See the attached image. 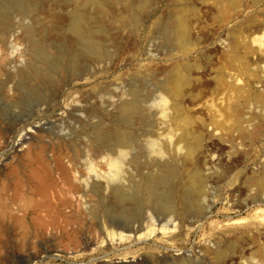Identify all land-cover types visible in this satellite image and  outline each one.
<instances>
[{"label":"rangeland","instance_id":"1","mask_svg":"<svg viewBox=\"0 0 264 264\" xmlns=\"http://www.w3.org/2000/svg\"><path fill=\"white\" fill-rule=\"evenodd\" d=\"M7 1L0 0V264H264V2L86 6V25L109 57L84 54L77 69L70 61L80 46L69 27L83 0ZM21 5L31 7L24 16ZM180 11L191 29L187 50L168 36ZM170 72L188 85L173 84ZM133 93L140 103L127 118L120 110ZM98 129L112 143L99 140ZM118 134L128 144H118ZM158 173L170 177L161 187L169 210L138 195ZM194 174L203 192L192 200ZM119 189L141 203L129 204L130 217L117 209ZM129 229L146 234L117 239Z\"/></svg>","mask_w":264,"mask_h":264},{"label":"bare ground","instance_id":"2","mask_svg":"<svg viewBox=\"0 0 264 264\" xmlns=\"http://www.w3.org/2000/svg\"><path fill=\"white\" fill-rule=\"evenodd\" d=\"M9 1V0H8ZM7 1V2H8ZM61 1V0H60ZM65 1H67V0H65ZM64 1V2H65ZM73 1V0H72ZM75 1V0H74ZM74 1L73 2H71V3H73L74 4ZM105 1V0H104ZM130 0H128V2H129ZM135 1V0H134ZM142 1H144V0H142ZM238 1H240V0H216V2L220 5V7L222 8L223 6H227V5H230V6H233V5H235ZM253 1V0H252ZM264 2V0H257V2H254V4H257V3H259V2ZM6 2V1H5ZM15 1H13V3H14ZM26 2L28 3V2H30V0H26ZM82 2H83V4H82ZM82 2H80L79 4L81 5V6H78V7H74V9H72V12H71V17H70V27H69V29L75 34V38L72 40V41H74V42H76L77 44H78V46H80V52L78 53V55H76V56H74V53L75 52H77L78 51V49L72 54V56H73V59H72V61H70L71 62V64L72 65H74L75 67L78 65V64H80V61H81V56L83 55L84 56V54L85 55H89V56H91V57H93V58H95L96 60H98V61H102V60H104V58L108 55V52H107V50L102 46V45H100L99 43H97V39L99 38L98 37V35L96 36V37H98L97 39H96V37H95V32H94V30L92 29V28H90V27H88L87 25H86V18L90 15V13H89V15L87 14V10L86 9H84V7H86V6H91V5H96V4H101L102 2H103V0H83ZM106 2V1H105ZM131 2V1H130ZM146 2V1H145ZM149 2V1H148ZM27 3H25V5L27 4ZM33 3H34V0L32 1V5H33ZM132 3V2H131ZM137 3V2H136ZM136 3H135V5H136ZM140 4H141V2H139ZM147 3V2H146ZM145 3V4H146ZM239 3V2H238ZM238 3H237V5H238ZM30 4V3H29ZM29 4H27V5H29ZM64 4H66V3H64ZM78 4V5H79ZM133 4V3H132ZM240 4V3H239ZM253 4V3H252ZM253 4V5H254ZM13 5H15V4H13ZM17 5H18V3H17ZM26 5V6H27ZM31 5V6H32ZM68 5H69V3H68ZM75 5V4H74ZM76 5H77V3H76ZM97 5V6H98ZM102 5V4H101ZM105 5V4H104ZM111 5V4H110ZM236 5V6H237ZM26 6H23V5H21V6H17L18 7V9H17V11H19L18 13L21 15V13L20 12H22V13H26L27 12V9H29V8H31V7H26ZM138 5H136L135 6V8L137 7ZM140 6H142V4L140 5ZM145 6V5H144ZM144 6H142V8H144ZM146 6H147V4H146ZM2 7V6H1ZM16 7V6H15ZM100 7H102V6H100ZM99 7V8H100ZM104 7V6H103ZM131 7V6H130ZM3 8H4V6H3ZM88 8V7H87ZM94 8V7H93ZM132 8V7H131ZM134 8V9H135ZM138 8H140V7H138ZM229 7H226L225 9H228ZM232 8H234V7H232ZM1 9V8H0ZM16 8H14V10H15ZM147 9V8H146ZM145 8H144V10H146ZM71 10V9H70ZM132 10V9H131ZM137 10V8L135 9V11ZM230 10V9H229ZM228 10V11H229ZM2 11V10H1ZM4 11V10H3ZM9 11V10H8ZM87 11V12H86ZM231 11V10H230ZM28 12H30V10L28 11ZM223 12V11H222ZM261 12L262 13H264V11H263V9L261 10ZM2 13V12H1ZM16 13V12H15ZM136 13V12H135ZM139 14L141 13V12H138ZM175 13H177V12H175ZM7 14V13H6ZM5 14V15H6ZM14 14V13H13ZM30 14V13H29ZM93 14V13H92ZM95 14V13H94ZM97 14V13H96ZM132 14V13H131ZM134 14V13H133ZM132 14V15H133ZM7 15H9V13L7 14ZM104 15V14H103ZM131 15V16H132ZM4 15H2V17H3ZM9 16H11V15H9ZM21 16H24V15H21ZM98 15H96V17H97ZM99 17V16H98ZM134 17V16H133ZM136 17V16H135ZM139 17V16H138ZM174 17V16H173ZM102 18V17H101ZM140 18V17H139ZM88 19V21H89V18H87ZM103 19V18H102ZM135 18H133V20H134ZM138 19V18H137ZM137 19L135 20L136 22H134V23H136V24H138V21H137ZM142 19V18H141ZM162 19V18H161ZM171 19V18H170ZM169 19V20H170ZM169 20H168V22H169ZM0 21H2V20H0ZM99 21V20H98ZM171 21V20H170ZM133 22V21H132ZM88 24V23H87ZM89 24H90V21H89ZM155 24V23H154ZM165 24V23H164ZM168 24V23H167ZM170 24H172V28L170 29V31H169V29H168V31H169V33H168V36L171 38V40L179 47V48H181V49H184V50H187V45H188V42H190V40L192 41V39H190V37L189 36H191V35H189L190 33L189 32H191V31H189V25H188V22H187V17H186V13H184L183 11L181 12L180 11V13H177L176 14V17H175V19H173V23L172 22H170ZM160 25V24H159ZM69 26V25H68ZM90 26H91V24H90ZM168 26V25H167ZM160 27H163V26H160ZM23 29L25 28H27V27H22ZM134 28H135V25H134ZM136 28H137V25H136ZM155 28V27H154ZM153 28V29H154ZM157 28V27H156ZM158 28H159V26H158ZM27 29H29V28H27ZM163 29V28H162ZM32 30V29H31ZM136 31H137V29H135ZM158 30V29H157ZM161 30V29H160ZM191 30V29H190ZM30 31V30H29ZM33 32V31H32ZM138 32V31H137ZM137 32H135V33H137ZM158 32V31H157ZM69 33H70V31H69ZM161 33V32H160ZM163 34V33H162ZM167 34V33H166ZM73 35V34H72ZM33 36V35H32ZM31 36V37H32ZM165 36V35H164ZM166 37V36H165ZM231 37H233V35L231 36ZM235 37V36H234ZM192 38V37H191ZM236 39V38H235ZM101 40V39H100ZM238 40V39H237ZM257 40V39H256ZM34 42H35V40H33ZM169 41V39L167 40V42ZM232 41H236V40H232ZM71 42V41H70ZM193 42V41H192ZM237 42H239L240 43V40L239 41H237ZM236 42V43H237ZM101 43H103V42H101ZM73 44V43H72ZM168 44H170V43H167V45ZM233 44V43H232ZM238 44V43H237ZM75 45V44H74ZM171 47H173V45L174 44H172L171 43ZM240 44H238V46H239ZM70 46H71V44H70ZM73 46V45H72ZM71 46V47H72ZM76 46V45H75ZM105 46V45H104ZM176 46V47H177ZM237 46V47H238ZM168 47H169V45H168ZM175 47V48H176ZM189 47V46H188ZM227 47H228V45H227ZM174 48V47H173ZM234 50L236 49H238V48H236V44H234ZM37 49V48H36ZM41 49V48H40ZM171 49V48H170ZM177 49V48H176ZM189 49V48H188ZM230 49V48H229ZM71 50V49H70ZM172 50V49H171ZM59 51H60V48H59ZM38 52V51H37ZM44 53H46V52H44ZM61 53H63V51L61 52ZM61 53H58V54H61ZM67 53V52H66ZM227 53V52H226ZM43 54V53H42ZM71 54V53H70ZM47 55H48V53H47ZM231 55V54H230ZM59 56V55H58ZM65 56V55H64ZM71 56V55H70ZM228 56V54L226 55V57ZM46 57V56H45ZM44 56L42 57L43 59H46ZM62 57V56H61ZM107 57H109V56H107ZM231 57V56H230ZM60 58V57H59ZM67 58H69L68 56H67ZM65 59V58H64ZM63 59V60H64ZM86 59V58H85ZM233 59L234 58H232L231 60H232V62L231 63H233ZM55 60V59H54ZM63 60H61V61H63ZM88 60V59H87ZM92 60V59H91ZM42 61V60H41ZM53 61V60H52ZM51 61V62H52ZM60 61V60H59ZM60 61V62H61ZM95 61V60H94ZM234 61H235V59H234ZM44 62V61H43ZM64 62V61H63ZM228 62V61H227ZM241 62H244V61H241ZM84 63V62H83ZM91 63V62H90ZM101 63V62H100ZM66 64V62L64 63V65ZM88 64V63H87ZM92 64V63H91ZM233 64H236V61L233 63ZM242 64V63H241ZM56 65V64H55ZM62 65H63V63H62ZM231 65V67L230 68H232L234 65H232V64H230ZM238 65V64H237ZM243 65V64H242ZM247 65V64H246ZM48 66V65H47ZM68 66V65H67ZM74 66H72V67H74ZM90 66V65H89ZM184 66V65H183ZM186 66V67H185ZM184 67V69L187 71V69H188V67H187V65H185ZM37 67H39V66H37ZM50 67V66H49ZM57 67V66H56ZM59 67V66H58ZM61 67V66H60ZM88 68V65L86 66L85 65V68ZM237 67L238 66H235V67H233V70H234V68H236L237 69ZM244 67H247V66H244ZM244 67H242V68H244ZM53 68V67H52ZM69 68V67H68ZM77 68V67H76ZM219 68V66L217 67V69ZM221 69H222V71H223V68L222 67H220ZM220 68H219V70H220ZM228 68H229V66H228ZM30 69L32 70V68L30 67ZM39 69V70H38ZM37 70L38 71H40V68H38ZM50 69V68H49ZM57 69H59V68H57ZM70 69H72L71 67H70ZM69 69V70H70ZM78 69V68H77ZM176 69V68H175ZM235 69V70H236ZM239 69V68H238ZM34 70V69H33ZM45 70H47V69H45ZM177 70V69H176ZM176 70H173V71H176ZM242 70V69H241ZM239 71H240V69H239ZM27 72H28V70H27ZM33 72H35V71H33ZM188 72V71H187ZM190 72V71H189ZM188 72V73H189ZM241 72V71H240ZM36 73V72H35ZM41 73V71L38 73V74H40ZM45 73H46V71H45ZM44 73V74H45ZM171 73V72H170ZM28 74H29V72H28ZM47 74V73H46ZM41 75V74H40ZM169 75V74H168ZM171 75L173 76V78L169 75V77L172 79V81H174V83L173 82H171V84L173 83V84H176V85H179V84H181V82L184 84V83H186V82H183L184 80L182 79V77H181V75L180 74H177V73H175V75H173V73H171ZM34 76H35V74H34ZM47 76V75H46ZM31 77H32V74H31ZM38 77H40V76H38ZM37 77V78H38ZM222 77L223 78H225L223 75L222 76H220L219 78H217L218 80H219V82L222 84V86H223V84H224V82L223 81H225V80H227L226 78L225 79H222ZM34 78V77H33ZM43 78V77H42ZM41 78V79H42ZM45 78V77H44ZM43 78V79H44ZM188 79H189V77H187ZM40 79V78H39ZM38 79V80H39ZM190 81V80H189ZM131 82V81H130ZM129 82V83H130ZM167 82V81H166ZM217 82V81H216ZM226 82V81H225ZM168 83V82H167ZM228 83V82H227ZM227 83H225V84H227ZM23 84V83H22ZM22 84H21V86H22ZM132 84V83H131ZM138 84V83H137ZM136 84V85H137ZM163 84V83H162ZM182 84V85H183ZM24 85V84H23ZM169 85V84H168ZM188 84L186 83V85L184 84V86H187ZM164 86V85H163ZM165 86H167V85H165ZM170 86V85H169ZM225 86V85H224ZM223 86V87H224ZM23 87V86H22ZM27 86H25L24 85V88H23V91L25 92V90H27V89H29V88H26ZM134 87V86H133ZM170 87H172V86H170ZM216 87H217V84H216ZM32 88V87H31ZM30 88V89H31ZM139 88V87H138ZM179 88V87H178ZM219 88V87H218ZM20 89V88H19ZM18 89V90H19ZM131 89V88H130ZM129 89V90H130ZM180 89V88H179ZM22 90V89H21ZM21 90H20V92H21ZM34 90H35V88H34ZM136 90V89H135ZM167 90V89H166ZM176 90V89H175ZM184 91V90H183ZM182 91V92H183ZM31 92H33L32 91V89L30 90V93ZM35 92H36V90H35ZM176 92V94H177V91H175ZM182 92H180V93H182ZM171 93H174V91L172 92L171 91ZM179 93V92H178ZM134 94V97H133V99L132 100H130V101H126L125 103V106L120 110V111H123V113L125 114V116L127 117V118H129L130 116H131V114H132V112H134L135 111V109L137 108V106H139V103H140V98H139V95H137L136 93H133ZM144 94V93H143ZM130 96H131V94H130ZM132 97V96H131ZM141 97V96H140ZM144 97V96H143ZM142 97V98H143ZM193 97H195V96H193ZM141 98V99H142ZM146 98H147V96H146ZM259 98H260V100H261V102H263L264 103V94H259ZM129 100V99H128ZM147 100V99H146ZM147 102V101H146ZM260 102V103H261ZM262 104V103H261ZM145 105V104H144ZM144 107V106H143ZM144 109V108H143ZM142 111H144V110H142ZM260 111H262L261 109H260ZM259 111V112H260ZM264 111H262V113H263ZM122 113V114H123ZM138 113H140L139 111H138ZM142 113V112H141ZM258 113V112H257ZM257 113H256V115H257ZM123 114V115H124ZM227 114H228V112H227ZM230 114H231V112H230ZM229 115V114H228ZM233 114H231V116H232ZM259 115H263V114H261V112L259 113ZM135 116V115H134ZM133 116V117H134ZM230 116V115H229ZM253 116V118H254V115H251V117ZM180 117H181V114H180ZM251 117H248V119L249 118H251ZM256 117V116H255ZM122 118H123V116H122ZM121 119V118H120ZM134 119V118H133ZM183 119V118H182ZM252 119V118H251ZM186 120V119H185ZM250 120V119H249ZM255 120V119H254ZM261 120H262V118H261ZM258 121V120H257ZM187 122V121H186ZM185 122V123H186ZM250 122H251V120H250ZM261 122V121H260ZM264 122V121H263ZM126 123V122H125ZM188 123V122H187ZM254 123V122H253ZM256 124H258V123H256ZM259 126H260V124H258ZM238 126H239V124H238ZM257 126V125H256ZM262 126V125H261ZM95 127V126H94ZM123 127V126H122ZM183 127V126H182ZM181 127V128H182ZM242 128V125H240L238 128ZM240 128V129H241ZM120 129V128H119ZM183 129V128H182ZM243 129H245V128H243ZM122 130V129H121ZM187 130V129H186ZM94 131H95V129H94ZM242 131V130H241ZM118 132V131H117ZM120 132V131H119ZM126 133V132H125ZM124 133V134H125ZM187 133H191L190 131H187ZM186 133V134H187ZM241 133V132H240ZM97 137H98V139L99 140H102V141H104L105 143L106 142H108V144H109V142H110V140L106 137V135L104 134V132L101 130V129H98V131H97ZM128 134V133H127ZM185 134V133H184ZM192 134V133H191ZM191 134H189L190 135V137H191ZM133 136V135H132ZM188 136V135H187ZM186 136V138H188ZM242 137H243V135H241ZM117 137V136H116ZM116 137H115V139H116ZM190 137H189V139H190ZM198 137V136H197ZM96 138V137H95ZM184 138H185V135H184ZM132 139H133V137H132ZM179 140V139H178ZM183 140V139H182ZM194 140V139H193ZM128 141H129V139H128V137H126L125 135L123 136V135H121V134H118V137H117V142H118V144H120L121 146H122V144H128ZM132 142H134V139H133V141ZM185 142V141H184ZM199 142V141H198ZM110 143H112V142H110ZM131 143V142H130ZM186 143V142H185ZM194 143V142H193ZM128 146V145H127ZM193 146H194V144H193ZM196 147V146H195ZM116 148V147H115ZM114 148V149H115ZM196 148H198V144H197V147ZM195 148V149H196ZM112 148H110V150H111ZM113 149V150H114ZM194 149V150H195ZM190 153H192V152H190ZM190 153H188V154H190ZM169 167V166H168ZM117 168H119L118 167V165H117ZM172 168V167H171ZM174 170H175V168H174ZM171 173L172 172H174V171H170ZM37 173V175H38V172H36ZM33 175V174H32ZM36 175V176H37ZM152 175V177L148 180V182H147V185L145 186V187H143V186H137V190H138V195H142L141 197H142V200H141V203H142V201L143 202H145V203H150V206L152 205L151 203H153V204H155V205H157V207H159V209H161V210H169V208H168V206L166 205V203H165V201H164V198L166 197L165 195H167L163 190H161V187H165V185H166V183H167V181H168V177H169V174H165L164 173V175L163 174H159L158 173V175H155V176H153V174H151ZM34 176V175H33ZM36 176L34 177V178H36ZM261 175H260V178H259V180H257V181H260L261 180ZM263 177H264V173H263ZM170 178V177H169ZM202 180L203 179H201V177L198 175V174H194V175H192L191 176V178H190V180H189V183H187L188 184V186H189V189H190V192H191V198H192V200L197 196V195H199V194H201L202 192H203V182H202ZM257 183V182H256ZM258 184H256V186H257ZM261 185L262 186H264V180L261 182ZM260 185V186H261ZM168 186H170V185H168ZM117 187H119V186H117ZM260 188V187H259ZM169 189V188H168ZM167 189V190H168ZM45 190V189H44ZM41 191L42 193L43 192H45V191ZM127 190V189H126ZM164 190H166V189H164ZM261 190V189H260ZM264 190V189H263ZM128 191H129V189H128ZM263 192V191H262ZM45 194V193H44ZM134 194V193H133ZM188 194H189V191H188ZM117 195V197H118V200L117 201H119V203H118V207H117V209H118V211H122V212H124L127 216H132V213H130L129 211H127L126 210V208H128V206H129V204H131V203H136L137 204V206L138 205H140L141 203H140V201L136 198V197H134V196H132V195H128L124 190H121V189H119V191H118V194L116 193L115 194V196ZM172 195V194H171ZM183 197V196H182ZM188 197V196H187ZM183 199H185L184 197H183ZM191 200V199H190ZM184 201V200H183ZM169 203H171V202H169ZM135 205V204H134ZM117 206V205H116ZM144 206V205H143ZM153 206V205H152ZM189 205H187V206H185V207H188ZM147 207V206H146ZM115 209V208H114ZM116 209V210H117ZM157 210V209H156ZM185 210V209H184ZM137 211V210H136ZM135 212V211H134ZM161 211H159V213H160ZM171 212H173V211H171ZM136 213V212H135ZM175 214V213H174ZM170 215H172V214H170ZM135 216V215H134ZM138 216V215H137ZM33 219V218H32ZM43 219V218H42ZM34 220V219H33ZM37 221H39V220H37ZM43 221H44V219H43ZM42 221V222H43ZM41 222V223H42ZM34 223H35V220H34ZM39 224H41L40 222H38ZM36 224V223H35ZM43 224V223H42ZM117 234H118V237H117V239L118 240H120V241H122L123 239H125V238H130V237H132V236H134V237H136L137 239L138 238H141L144 234H146L145 232L143 233L142 231H140V232H137L136 231V233H134L133 232V230H129V231H126V230H120V231H118L117 232Z\"/></svg>","mask_w":264,"mask_h":264},{"label":"water","instance_id":"3","mask_svg":"<svg viewBox=\"0 0 264 264\" xmlns=\"http://www.w3.org/2000/svg\"><path fill=\"white\" fill-rule=\"evenodd\" d=\"M130 230V229H129Z\"/></svg>","mask_w":264,"mask_h":264}]
</instances>
